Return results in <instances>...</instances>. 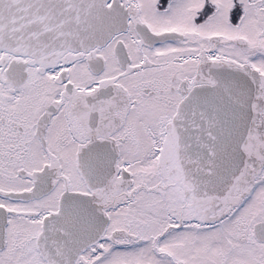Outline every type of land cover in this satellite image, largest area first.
Segmentation results:
<instances>
[{
	"label": "snow or ice",
	"instance_id": "1",
	"mask_svg": "<svg viewBox=\"0 0 264 264\" xmlns=\"http://www.w3.org/2000/svg\"><path fill=\"white\" fill-rule=\"evenodd\" d=\"M0 264H264V0H0Z\"/></svg>",
	"mask_w": 264,
	"mask_h": 264
}]
</instances>
